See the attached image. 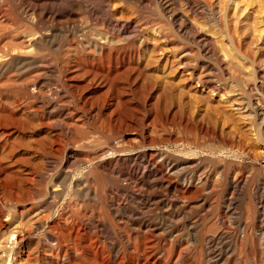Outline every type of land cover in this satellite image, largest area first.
<instances>
[{
  "label": "rangeland",
  "instance_id": "374dc122",
  "mask_svg": "<svg viewBox=\"0 0 264 264\" xmlns=\"http://www.w3.org/2000/svg\"><path fill=\"white\" fill-rule=\"evenodd\" d=\"M7 1L0 0V64L7 63L0 70V225L5 223L0 226V264H63V255L68 257L66 264H148L147 258L160 264H264V204L257 201L258 191L264 188V116L256 118L258 121L243 117L226 106L220 95L210 96L207 88L219 84L227 96L241 97V105L253 115L250 104L257 105L260 98L264 101V76L257 75L249 64L244 65L247 74L243 66L217 62L216 56L202 54L191 40L179 35L169 18L187 11L186 0ZM200 1L193 3L204 8L206 19L195 18L194 22L210 24L207 32L221 38L217 55L224 52L221 59L226 57L232 63L236 52L233 62L238 65L237 40L243 38V23L231 11L227 15L230 18L219 22L217 11ZM35 6H42L46 16L31 13L29 9ZM90 9L97 12L95 18ZM137 28L139 37L130 36ZM114 29L126 36H119ZM152 42H156L157 51ZM102 48L106 54H101ZM241 51L258 61L259 57L245 47ZM103 76L110 78L109 88L101 89ZM244 76L250 77L247 80ZM198 77H203L204 87L195 89L193 83ZM249 88L256 90V97H250ZM120 91L125 97L117 100ZM113 103L117 106L110 107ZM60 120L71 127L69 134ZM114 151L120 153L116 155H156L160 161L159 166L152 167L155 176L158 179L167 168L175 169L173 188L165 191L154 187L151 168L139 167L146 176L139 173V181L107 177L103 171L108 158L114 160ZM58 182L68 190L63 198L48 204L52 186ZM185 187L190 194L181 196L183 201L178 199V192ZM89 188L98 193L95 199L80 194ZM149 197L155 200L150 203ZM105 201L121 209H108ZM174 201L177 206L169 208ZM183 203L184 212L179 210ZM48 215L53 219L47 221ZM63 215L70 224L61 222ZM88 217L108 234L72 227L73 222L81 223ZM33 222L40 227L35 229ZM18 228L25 232L15 241L16 236L7 234ZM217 236L208 247L206 241Z\"/></svg>",
  "mask_w": 264,
  "mask_h": 264
},
{
  "label": "bare ground",
  "instance_id": "6f19581e",
  "mask_svg": "<svg viewBox=\"0 0 264 264\" xmlns=\"http://www.w3.org/2000/svg\"><path fill=\"white\" fill-rule=\"evenodd\" d=\"M7 1V0H6ZM18 1V0H17ZM26 1H28V0H26ZM30 1V0H29ZM28 1V2H29ZM43 1V0H42ZM63 1V0H62ZM168 1V0H167ZM8 2V1H7ZM32 2V1H31ZM30 2V3H31ZM52 2V1H51ZM50 2V3H51ZM82 2V1H81ZM141 2V1H140ZM170 2V1H169ZM172 2V1H171ZM201 2V4H204V6L205 7H209V8H213L215 11H217V16H218V20H220L219 22H221L223 19H227V18H230V17H228L227 15H230V11L232 12V14L237 18V19H239V20H241V22L243 23V30L241 29V31H244L243 32V36L242 35H240V36H242L243 38H242V40H240V41H238L237 40V43H239V45H238V53H239V56H238V59H239V63H238V65H234L235 63L233 62V61H235L236 62V60H233L234 58V55H235V53H234V55L232 56V59H231V61H232V63L228 60V59H226V57L224 58V60H222L221 59V57H222V54L224 53V52H222V53H219L218 55H217V48H219V45H220V42L218 41V40H221V38L219 39V38H216V37H212L211 35H213V34H209V32H207V29H206V27H208V25H210V24H208L207 22H203L202 21V24H198V23H196V22H194V19L195 18H202V19H206L205 18V16H204V13H205V11H204V13H203V9L201 10L200 8H198V7H196L195 6V4L193 3V0H186V3H187V5H188V8H186L187 9V11L185 12V13H182V14H174L173 12V14L170 16V20L172 21V23H173V21H174V24H175V29H176V31H177V33L179 34V35H181V36H183V37H187L189 40H191L192 41V44H195L196 46H197V48H198V50L203 54H205V55H211V54H213L214 56H216L217 57V62L220 60L222 63H224V62H226V63H229L230 65L232 64L233 66H238V67H240V66H243L244 67V65H246V64H249L250 66H252L253 67V69L255 70V73L257 74V75H261L262 77L264 76V0H201L200 1ZM33 3V2H32ZM37 3V2H36ZM57 3V2H56ZM59 3V2H58ZM80 3V2H79ZM105 3V2H104ZM111 3V2H110ZM163 3V2H162ZM25 4V3H24ZM28 4V3H27ZM105 4H107V3H105ZM185 4V3H184ZM43 5V4H42ZM45 5H46V3H45ZM58 5V4H57ZM71 5V4H70ZM74 5V4H73ZM109 5V4H108ZM110 5H112V4H110ZM159 5V4H158ZM162 5V4H161ZM176 5V4H175ZM75 6V5H74ZM114 7V6H113ZM171 7V6H170ZM22 8H24V7H22ZM88 8V7H87ZM94 8V7H93ZM105 8V7H104ZM103 8V9H104ZM175 8H177V7H175ZM84 9H85V7H84ZM100 9H102V8H100ZM114 9H115V7H114ZM166 9V8H165ZM169 9V8H168ZM181 9H184V7L183 8H181ZM30 10V12L31 13H33L34 15H36V16H38V17H44V16H46L45 14H46V10H44V8H42V6L40 7V6H35V7H33V8H31V9H29ZM64 10V9H63ZM87 10V9H86ZM85 10V11H86ZM91 10V9H90ZM3 11V10H2ZM57 11V10H56ZM102 11V10H101ZM116 11V10H115ZM119 11V10H118ZM125 11V10H124ZM170 11V10H169ZM172 11H174L173 9H172ZM26 12V11H25ZM29 12V13H30ZM49 12V11H48ZM47 12V13H48ZM52 12H54V11H52ZM95 12V13H94ZM104 12H106V11H104ZM166 12H168V11H166ZM57 13V12H56ZM88 13V12H87ZM97 12L95 11V10H91L90 11V14H91V16H93V15H95ZM121 13V12H120ZM126 13V12H125ZM229 13V14H228ZM1 14V13H0ZM231 14V15H232ZM49 15V14H48ZM51 15V14H50ZM88 15V14H87ZM104 15V14H103ZM110 15V14H109ZM117 15V14H116ZM128 15V14H127ZM23 16V15H22ZM29 16H30V14H29ZM53 16V15H52ZM59 16V15H58ZM101 16V15H100ZM113 16V15H112ZM119 16V15H118ZM126 16V15H125ZM31 17V16H30ZM54 17H56L55 15H54ZM94 17V16H93ZM117 17V16H116ZM167 17V16H166ZM209 17V16H208ZM32 18V17H31ZM62 18V17H61ZM72 18V17H71ZM95 18V17H94ZM97 18V17H96ZM123 18V17H122ZM234 18V17H233ZM56 19V18H55ZM70 19V18H69ZM103 19V18H102ZM114 19V18H113ZM116 19H118V18H116ZM124 19H126V18H124ZM129 19H127V21H128ZM132 20V19H131ZM198 21H200L199 19H197ZM208 20V19H207ZM207 20H205V21H207ZM232 20V19H231ZM45 21V20H44ZM50 21V20H49ZM59 21V20H58ZM100 21V20H99ZM119 21V20H118ZM160 21V20H159ZM229 21V20H228ZM234 21H235V19H234ZM233 21V22H234ZM41 22V21H40ZM52 22V21H51ZM133 22V21H132ZM236 22H237V20H236ZM235 22V23H236ZM239 22V21H238ZM238 22H237V24H238ZM46 23V22H45ZM115 22H113V24H114ZM117 23V22H116ZM115 23V24H116ZM201 23V22H200ZM212 23V22H211ZM229 23V22H228ZM227 23V24H228ZM38 24V23H37ZM124 24V23H123ZM137 24V23H136ZM218 24V23H217ZM220 24V23H219ZM230 24V23H229ZM228 24V25H229ZM106 25V24H105ZM141 25H144V24H141ZM166 25V24H165ZM231 25L232 24H230V26H229V29H230V27H231ZM109 26V25H108ZM107 26V27H108ZM124 26V25H123ZM130 26V25H129ZM133 26H134V24H133ZM137 26V25H136ZM113 27V26H112ZM118 27V26H117ZM128 27V26H127ZM219 27H221V26H219ZM237 27V26H236ZM239 27V26H238ZM115 28V27H114ZM118 28H121V27H118ZM126 28V27H125ZM144 28H146V26L144 25ZM158 28V27H157ZM171 28V27H170ZM214 28V27H213ZM234 28V27H233ZM232 28V30L234 31V29ZM241 28H242V26H241ZM108 29V28H107ZM149 29V28H148ZM216 29V28H215ZM237 29V28H236ZM238 29H240V28H238ZM112 30V29H111ZM119 30V29H118ZM128 30V29H127ZM132 30H134V31H131V32H133V34H131L130 36H132V35H134L135 37L136 36H138L139 37V29L137 28V29H132ZM145 30V29H144ZM147 30V29H146ZM223 30V29H222ZM114 32H116L119 36H126V34H124L122 31H116L115 29L113 30ZM228 31V30H227ZM236 31V30H235ZM110 32V31H109ZM128 32H130V31H128ZM174 32H175V30H174ZM238 32H239V30H238ZM149 33V32H148ZM155 33H157V32H155ZM220 33V32H219ZM230 33H231V31H230ZM236 33V32H235ZM40 34V33H39ZM39 34H38V36H39ZM43 34V33H42ZM115 34V33H114ZM234 34V33H233ZM240 34H242L241 32H240ZM49 35V34H48ZM140 35H143V34H140ZM155 34H153V36H154ZM158 35V34H157ZM171 35V34H170ZM221 35H222V33H221ZM224 35V34H223ZM231 35V34H230ZM234 35H239L238 33H236V34H234ZM233 35V36H234ZM128 36V35H127ZM48 37V36H47ZM103 37V36H102ZM115 37V36H114ZM144 37V36H143ZM163 37V36H162ZM222 37V36H221ZM229 37V36H228ZM238 37V36H237ZM236 36H235V38H237ZM41 38H42V36H41ZM117 38H118V36H117ZM116 38V39H117ZM122 38V37H121ZM128 38V37H127ZM141 38V37H140ZM154 38V37H153ZM158 38H160L159 36H158ZM235 38H234V40H235ZM30 39V38H29ZM29 39H28V41H29ZM34 39V38H33ZM37 39V38H36ZM46 39V38H45ZM49 39V38H48ZM102 39V38H101ZM104 39H105V36H104ZM103 39V40H104ZM151 39V38H150ZM47 40V39H46ZM46 40H45V42H46ZM50 40V39H49ZM113 40V39H112ZM149 40V39H148ZM154 40H156V39H154ZM159 40V39H158ZM180 40V39H179ZM230 39H228V41H229ZM232 40V39H231ZM26 41V40H25ZM36 41V40H35ZM39 41V40H38ZM123 41V40H122ZM142 41V40H141ZM164 40H162V42H163ZM236 41V40H235ZM31 42V41H30ZM87 42H89V41H87ZM136 42V41H135ZM134 42V43H135ZM148 42H150V41H148ZM157 42V41H156ZM156 42H155V44L153 45V48H154V51H157L158 50V46H156ZM162 42H158V44L159 43H162ZM85 43V42H84ZM93 43V42H92ZM108 43L109 42H107L106 41V45H108ZM129 43H130V41H129ZM141 43V42H140ZM232 43H234V41L232 42ZM29 44V43H28ZM32 44H33V42H32ZM35 44V43H34ZM191 44V43H190ZM235 44V43H234ZM240 44H242V45H244V47L248 50V51H250L251 53L250 54H254V55H256V56H258L259 58H258V61H256V59H254L255 58V56H254V58H251V57H249V52L248 53H246V52H242L241 50L242 49H244V47L243 48H241V45ZM18 45V44H17ZM40 45V44H39ZM42 45V44H41ZM163 45V44H162ZM188 45V44H187ZM226 45H228V44H226ZM237 45V44H236ZM93 46V45H92ZM232 46V45H231ZM7 47V46H6ZM17 47V46H16ZM19 47V46H18ZM43 47V46H42ZM88 47H89V45H88ZM94 47V46H93ZM101 47V46H100ZM147 47V46H146ZM178 47V46H177ZM226 47V46H225ZM167 48V47H166ZM189 48V47H188ZM230 48V47H229ZM4 49V48H3ZM5 49H7V48H5ZM4 49V50H5ZM12 49V48H11ZM14 49V48H13ZM138 49V48H137ZM170 49V48H169ZM222 49V48H221ZM233 49V48H232ZM18 50L20 51V49L18 48ZM35 50V49H34ZM97 50V49H96ZM95 50V51H96ZM138 50H140V48L138 49ZM162 50V49H161ZM165 50V49H164ZM173 50H175V49H173ZM194 50V49H193ZM223 50V49H222ZM227 50H228V47H227ZM14 51V50H13ZM22 51V50H21ZM28 51V50H27ZM111 51V50H110ZM109 51V52H110ZM182 51V50H181ZM187 51H189V50H187ZM23 52V51H22ZM21 52V53H22ZM29 52H31V49H30V51ZM97 52V51H96ZM99 52V51H98ZM97 52V53H98ZM100 52H101V54H106L105 52H106V50L104 51V49L102 48L101 50H100ZM178 52V51H177ZM230 52V51H229ZM232 52H234L233 50H232ZM232 52H230V57H231V54H232ZM159 54H161V56L163 57L164 56V54L163 53H161V51H159L158 52ZM13 54H15V53H13ZM34 54V53H33ZM101 54H100V56H101ZM121 55L123 54V53H120ZM131 54V53H130ZM136 54L138 55V53H137V50H136ZM152 54H154L155 55V53H152L151 52V55ZM171 54V53H170ZM182 54V53H181ZM200 54V53H199ZM2 55V54H1ZM26 55V54H25ZM30 55V54H29ZM156 55H157V53H156ZM201 55V54H200ZM199 55V56H200ZM99 56V57H100ZM111 56V55H110ZM114 56V55H113ZM116 56V55H115ZM181 56V55H180ZM213 56V57H214ZM223 56H225L224 54H223ZM118 57V56H117ZM120 57V56H119ZM154 57V56H153ZM178 57H179V55H178ZM178 57H176V58H178ZM13 58V57H12ZM106 59H107V57H105ZM110 57H109V54H108V59H109ZM166 58H168V57H166ZM175 58V57H174ZM202 58V57H201ZM204 58V57H203ZM7 59H9V58H7ZM27 59V58H26ZM37 59V58H36ZM78 59V58H77ZM82 59V58H81ZM102 59V58H101ZM111 59H113V58H111ZM161 58H160V56H159V60H160ZM179 59V58H178ZM186 59V58H185ZM236 59H237V57H236ZM238 59H237V61H238ZM157 60V59H156ZM171 60V59H170ZM175 60V59H174ZM174 60H172L173 61V63L175 62ZM39 61V60H38ZM102 61V60H101ZM109 61H110V59H109ZM124 61V60H123ZM122 61V62H123ZM167 61V60H166ZM165 61V62H166ZM178 61V60H177ZM229 61V62H228ZM27 62V61H26ZM42 61H40V63H41ZM108 62V61H107ZM112 62V61H111ZM116 62V61H115ZM164 62V63H165ZM168 62V61H167ZM194 62V61H193ZM240 62H242V63H240ZM17 63V62H16ZM23 63V62H22ZM110 63V62H109ZM172 63V62H171ZM170 63V65H172ZM177 63V62H176ZM179 63V62H178ZM181 63V62H180ZM195 63V62H194ZM200 63V62H199ZM198 63V64H199ZM209 63V62H208ZM221 63V64H222ZM6 64L7 63H4V64H0V70H4V68L6 67ZM15 64V63H14ZM117 64V63H116ZM125 64V63H124ZM166 64V63H165ZM204 64V63H203ZM220 64V63H219ZM19 65V64H18ZM17 65V66H18ZM189 65V64H188ZM209 65V64H208ZM224 65V64H223ZM20 66V65H19ZM19 66H18V68H19ZM35 66V65H34ZM39 66V65H38ZM166 66H167V64H166ZM175 66H177V65H175ZM226 66V65H225ZM33 67V66H32ZM41 67V66H40ZM173 67V66H172ZM181 67V66H180ZM187 67V66H186ZM203 67H205V66H203ZM202 67V68H203ZM223 67V66H222ZM200 68H201V66H200ZM211 68V67H210ZM218 68V67H217ZM224 68V67H223ZM222 68V69H223ZM41 69V68H40ZM42 69H44L43 67H42ZM82 69V68H81ZM177 70H178V68H176ZM191 69V68H190ZM221 69V68H220ZM244 69V71H246L245 70V67L243 68ZM248 69V68H247ZM10 70V69H9ZM92 70H94V69H92ZM175 70V69H174ZM187 70V69H186ZM185 70V71H186ZM206 70V69H205ZM249 70H250V67H249ZM45 71V70H44ZM48 71V70H47ZM176 71V70H175ZM182 71H184V70H182ZM197 71V70H196ZM221 71V70H220ZM190 72H191V70H190ZM226 72V71H225ZM225 72H224V74H225ZM233 72V71H232ZM229 73V72H228ZM240 73V72H239ZM243 73V72H242ZM246 73H247V71H246ZM184 74L185 73H183V76H184ZM188 74V73H187ZM205 74V73H204ZM206 74H208V73H206ZM229 74H231V73H229ZM234 74H235V72H234ZM248 74V73H247ZM237 75H238V73H237ZM244 75V74H243ZM242 75V76H243ZM254 75V74H253ZM102 76V75H101ZM108 76H109V74H108ZM189 76V75H188ZM197 75L195 74V77H196ZM202 76V75H201ZM225 75H223V77H224ZM240 76V75H239ZM104 77V76H103ZM182 77V76H181ZM186 77V76H185ZM184 77V78H185ZM208 77V76H207ZM227 76H225V78H226ZM236 77V76H235ZM238 77V76H237ZM241 77V76H240ZM244 77H246V76H244ZM250 77V76H249ZM248 77V78H249ZM258 77V76H257ZM105 78V77H104ZM187 78V77H186ZM189 78V77H188ZM203 78V77H202ZM202 78H200V77H198L197 78V80H195V82L193 83V86H194V88L195 89H198L199 88V86H201V87H204L203 85H202V82H203V80L204 79H202ZM205 78H206V76H205ZM247 78V77H246ZM248 78H247V80H248ZM259 78V77H258ZM110 78H108L107 76H106V78H105V80H103V81H101V82H103V83H101V89H104L105 87L107 88L108 87V84H109V81H107V80H109ZM163 79V78H162ZM193 79V78H192ZM211 79V78H210ZM260 79V78H259ZM168 80V79H167ZM230 80V79H229ZM237 80V79H236ZM239 80V79H238ZM261 80V79H260ZM188 81V80H187ZM206 81V80H205ZM208 81V80H207ZM211 81V80H210ZM226 81V80H225ZM241 81H243V80H241ZM245 81V80H244ZM255 81V80H254ZM262 81V80H261ZM166 82V81H165ZM168 82V81H167ZM228 82V81H227ZM236 82V81H235ZM162 83H164V82H161V84ZM169 83V82H168ZM160 84V85H161ZM167 84V83H166ZM171 84V83H170ZM173 84V83H172ZM209 84V83H208ZM228 84V83H227ZM239 84V83H238ZM245 85H247V83H244ZM243 84V85H244ZM103 85V86H102ZM192 85V84H191ZM210 85V84H209ZM218 85L219 84H217V85H214V84H211L210 86H207V88L209 89V91H210V96H212V95H216V96H219L220 95V99H221V101H224V103L226 104V106L228 105V107H230V109H234L237 113H239V115H241V116H243V117H251V118H254V119H256V118H259L260 116V118H262V115L264 116V101H262V100H260V99H258L257 100V105H255V106H253V105H251L250 104V108H251V110L253 111V115H249L248 114V111H247V108H244L242 105H241V103H240V99H238V97L237 96H227L226 94H224L222 91H224V90H220L219 88H218ZM225 85V84H224ZM233 85V84H232ZM236 85V84H235ZM244 85V86H245ZM255 85V84H254ZM163 86H164V84H163ZM162 86V87H163ZM186 86V85H185ZM189 86V85H188ZM187 86V87H188ZM244 86H243V88H244ZM249 86H251V85H249ZM26 87V86H25ZM36 87V86H35ZM226 87H228V86H226ZM238 87H240V86H238ZM256 87V86H255ZM40 88V87H39ZM109 88V87H108ZM169 89H170V87H168ZM231 88V87H230ZM241 88V87H240ZM242 88V89H243ZM245 88H246V86H245ZM37 89H38V87H37ZM161 89V88H160ZM164 89V87L162 88V90ZM166 89H167V87H166ZM186 89V88H185ZM188 89V88H187ZM194 89V90H195ZM250 89V88H249ZM257 89V88H256ZM259 89V88H258ZM174 90V89H173ZM35 91V90H34ZM37 91V90H36ZM97 91V90H96ZM117 91V90H116ZM115 91V92H116ZM171 91V90H170ZM180 91V90H179ZM182 91H184V90H182ZM188 91H189V89H188ZM196 91V90H195ZM229 91V90H228ZM255 91L256 90H253V89H250V92H251V95H250V97L252 98V97H256L257 96V94H255ZM262 91V90H261ZM38 92V91H37ZM118 92V91H117ZM120 92H121V94H120ZM119 93H118V97H117V100H121L122 99V97H125L124 96V94L122 93V91H120ZM197 92V91H196ZM208 92V91H207ZM226 92V91H225ZM236 92H237V90H236ZM235 92V93H236ZM246 92V91H245ZM39 93V92H38ZM37 93V94H38ZM40 93H42V92H40ZM198 93V92H197ZM200 93V92H199ZM205 93V92H204ZM223 93V94H222ZM231 93V92H230ZM238 93V92H237ZM236 93V94H237ZM243 93V92H242ZM260 93V92H259ZM169 94V93H168ZM222 94V95H221ZM244 94V93H243ZM242 94V95H243ZM263 94V93H262ZM261 93H260V95H262ZM170 95V94H169ZM39 96H41V94H38V98H39ZM122 96V97H121ZM172 96V95H171ZM180 97H181V95H179ZM183 96V95H182ZM259 96V95H258ZM45 97V96H44ZM47 97V96H46ZM50 97V96H49ZM173 97V96H172ZM201 97V96H200ZM121 98V99H120ZM204 98V97H203ZM211 98V97H210ZM213 98V97H212ZM239 98H241V97H239ZM264 98V97H263ZM40 99H45V98H41L40 97ZM182 99V98H181ZM219 99V100H220ZM249 99V98H248ZM247 99V100H248ZM47 100V101H46ZM255 100H256V98H255ZM38 101H39V99H38ZM45 101H46V103H49L48 102V99H45ZM114 101H116V100H114ZM113 101V102H114ZM208 101V100H207ZM243 101V100H242ZM249 101V100H248ZM52 102V101H51ZM119 102V101H118ZM117 102V103H118ZM181 102V101H180ZM207 103V102H206ZM243 103V102H242ZM248 103V102H247ZM246 103V104H247ZM253 103H256V102H253ZM114 104V105H113ZM112 105H110V107H115V106H117V104H115V103H113ZM218 104V103H217ZM48 104H46V106H47ZM221 105V104H220ZM224 106V105H223ZM140 107V106H139ZM220 107V106H219ZM236 107H238V108H236ZM49 108V107H48ZM218 108V107H217ZM217 108L215 109L216 111H217ZM54 109V108H53ZM229 109V110H230ZM55 110V109H54ZM137 110V109H136ZM225 110V109H224ZM228 110V111H229ZM233 110V111H234ZM52 111V110H51ZM51 111H49V112H51ZM58 111V110H57ZM137 111H139V110H137ZM142 111V110H141ZM227 111V110H226ZM140 112V111H139ZM138 112V116H141L142 114L141 113H139ZM218 112V111H217ZM225 112V111H224ZM231 112V111H230ZM249 112H250V110H249ZM221 113H223V111L221 112ZM233 113V112H232ZM115 114H116V112H115ZM234 114V113H233ZM117 115L118 116H121V113H119V112H117ZM238 115V116H239ZM246 115V116H245ZM143 116V115H142ZM237 116V117H238ZM241 116H239V119H240V117ZM64 117H66V116H64ZM111 117V119H112V117H113V114L110 116ZM264 118V117H263ZM60 119H62L61 117H60ZM124 119V118H123ZM243 119V118H242ZM66 120V119H65ZM257 120V119H256ZM259 120V119H258ZM257 120V121H258ZM62 120H60V121H58V122H61ZM75 121V120H74ZM77 121V120H76ZM63 122V121H62ZM59 123V124H62L63 125V130L67 133V134H69L70 132V126H69V124H64V123ZM70 122V121H69ZM54 123V122H53ZM66 123V122H65ZM72 124H74V123H72ZM60 127V126H59ZM69 132V133H68ZM73 132V131H72ZM71 135V134H70ZM116 144V143H115ZM120 145V144H119ZM119 145H116V147L117 146H119ZM113 146V145H112ZM183 146V145H182ZM185 147V146H184ZM186 148V147H185ZM187 149L188 150H190L191 149V147H190V149H189V147H187ZM112 150H113V147H112ZM159 150V149H158ZM108 151H110V150H108ZM118 151V150H117ZM117 151H114L115 153V155H116V153H117ZM156 151V150H155ZM112 153H113V151H112ZM111 153V154H112ZM123 153V152H122ZM138 153H140V152H138ZM152 153V152H151ZM163 153H165V152H163ZM188 153V152H187ZM224 153V152H223ZM117 154H120V153H117ZM146 154V153H145ZM159 154V153H158ZM115 155H112V157L113 156H115ZM196 155V154H195ZM208 156V155H207ZM215 156V155H214ZM225 156H226V154H225ZM108 157V156H107ZM109 157H111V156H109ZM72 158V157H71ZM163 157H161L160 159H162ZM220 158H221V156H220ZM106 159V158H105ZM108 160L110 161L109 162V164L107 165V168H105V170L103 171V169H102V171L103 172H105V174H106V176L107 177H113V176H117V178L118 179H124V178H127V177H129V178H132V179H135V180H137V181H139V173H140V168L139 167H144V169H148V168H151L152 169V167L153 166H159V164H158V161H160L159 159H158V157L156 156V155H147V156H144V155H140V154H132V155H116L115 156V158H114V160H112V158H108ZM158 160V161H157ZM164 160V159H163ZM166 160V159H165ZM173 160V159H172ZM106 162V161H105ZM164 162V161H163ZM166 163V162H165ZM172 163V162H171ZM175 163V162H174ZM198 163V162H197ZM186 164V163H185ZM120 166V167H119ZM164 166V165H163ZM171 166H172V164H171ZM180 169V168H179ZM143 170V169H142ZM150 170V169H149ZM61 171V170H60ZM101 171V172H102ZM144 171V170H143ZM143 171H142V173H140L141 175H143V177L145 176L144 175V173H143ZM151 171V175H152V173H154V176L152 177V176H150L152 179H154L155 180V182H154V187H159V188H162L163 190H165V191H169V190H171L172 188H173V184H172V176H174V171H175V169H172V168H167V173H160L161 174V176H160V178H158L157 179V177L155 176L156 174H155V171H154V169H152V170H150ZM161 171H162V168H161ZM178 171V170H177ZM194 171V170H193ZM146 172V171H145ZM179 172V171H178ZM177 172V173H178ZM198 172V171H197ZM65 173H66V171H65ZM68 173H70V172H68ZM191 174V173H190ZM62 175V174H61ZM68 177H69V175H68ZM146 177V176H145ZM159 177V176H158ZM187 177V176H186ZM190 177V176H189ZM193 177V176H192ZM211 177V176H210ZM182 178H183V176H182ZM56 179V178H55ZM60 179V178H59ZM63 179V178H62ZM187 179V178H186ZM204 179V178H203ZM206 179V178H205ZM236 179V178H235ZM143 180V179H142ZM144 180H146L145 178H144ZM208 180V179H207ZM180 181V180H179ZM183 181V180H182ZM229 181H231V180H229ZM236 181H237V179H236ZM148 182V181H147ZM174 182V181H173ZM193 182V181H192ZM78 182H76V188L78 187L79 188V186H77L78 184H77ZM150 183V182H149ZM180 183H182V182H180ZM204 183V182H203ZM137 184V183H136ZM139 184V183H138ZM148 184V183H147ZM192 184V183H191ZM196 184V183H195ZM195 184H193V185H195ZM210 184V183H209ZM198 185V184H197ZM201 185V184H200ZM207 185H208V183H207ZM66 185H64V183L63 182H58V185L57 184H55L54 186H52L53 187V189L50 191V197L48 196V195H46L47 197H49L48 199V204H49V201L53 204V202H56L58 199H60L63 195H65L66 194V192H67V188L65 187ZM84 186H86V185H84ZM138 186V185H137ZM140 186V185H139ZM142 186L144 187V188H150V187H148L147 185H143L142 184ZM141 186V187H142ZM181 186H183V185H181ZM238 186H239V184H238ZM70 187H72V186H70ZM174 187H175V184H174ZM194 187V186H193ZM198 187V186H197ZM137 188H139V187H137ZM230 188V187H229ZM260 188V187H259ZM70 189V188H69ZM94 189V188H93ZM93 189H90L89 188V190L87 191V192H85V193H83L84 191H82V190H80L79 192H80V194H83L85 197H92V196H94V199L96 198L95 196H97L98 195V193H97V195H96V192L93 190ZM181 189V188H180ZM184 189V188H183ZM49 190V189H48ZM161 190V189H160ZM195 190V189H194ZM97 191V190H96ZM107 191V190H106ZM159 191V190H158ZM157 191V192H158ZM176 191V190H175ZM200 191V190H199ZM136 192H138V191H136ZM151 192V191H150ZM155 192V191H154ZM154 192H152V193H154ZM195 192V191H194ZM201 192V191H200ZM47 193H48V191H47ZM105 193V192H104ZM145 193H146V190H145ZM162 193V192H161ZM160 193V194H161ZM163 193H165L164 191H163ZM167 193V192H166ZM175 193V192H174ZM190 194V190H189V188L188 187H185V190H181V191H179L178 192V194L180 195V197H178V199H183V201H185V197L184 198H182L181 196H185L186 194ZM192 193V192H191ZM141 194V193H140ZM150 194V193H149ZM188 194V195H189ZM193 194V193H192ZM109 195V194H108ZM112 195V194H111ZM187 195V196H188ZM194 195V194H193ZM157 196V195H156ZM175 196V195H174ZM196 196H197V194H196ZM254 196H256V195H254ZM41 197V196H40ZM39 197V198H40ZM104 197V196H103ZM147 197H148V195H147ZM160 197V196H159ZM191 197H193L194 198V196H192L191 195ZM258 204H260V205H263L264 204V188L263 189H260L259 191H258ZM63 198V197H62ZM102 198V197H101ZM138 198V197H137ZM144 198V197H143ZM175 198V197H174ZM188 198V197H187ZM198 198V197H197ZM45 199H46V197H45ZM112 199H115V198H112ZM163 199V198H162ZM44 200V199H43ZM97 200H99L98 198H97ZM101 200V199H100ZM100 200H99V204H100ZM153 200H155L154 198H152V197H149L148 199H147V201L148 202H153ZM190 200H192V199H190ZM82 201V200H81ZM113 201V200H112ZM140 201V200H139ZM158 201V200H157ZM178 201V200H177ZM176 201V202H177ZM189 201V200H188ZM40 202V201H39ZM138 202V201H137ZM175 201L174 202H171L170 204H169V208H175L176 206H177V203H176ZM181 202V201H180ZM186 202H187V200H186ZM155 203H157V202H155ZM44 205L46 204V203H43ZM116 204V203H115ZM158 204V203H157ZM257 204V203H256ZM257 204V205H258ZM43 205V206H44ZM101 205H102V203H101ZM105 207H108V209L109 208H115L116 207V205H113L110 201H105ZM100 206V205H99ZM103 206H104V204H103ZM140 206V205H139ZM144 206V205H143ZM185 206H186V203H183L182 204V208H180L179 210H182L183 211V209L185 208ZM49 207H51V206H49ZM179 207V206H178ZM119 208L120 207H116L115 208V210L116 211H119ZM148 208V207H147ZM146 208V209H147ZM260 208V207H259ZM263 208H264V206H263ZM43 209V208H42ZM45 209V208H44ZM121 209V208H120ZM127 210V209H126ZM190 210V209H189ZM42 211V210H41ZM128 211V210H127ZM126 211V212H127ZM259 211V210H258ZM263 211H264V209H263ZM47 212V211H46ZM125 212V213H126ZM132 212V211H131ZM172 212V211H171ZM184 212V211H183ZM41 213V212H40ZM130 213V212H129ZM134 213V212H133ZM189 213L190 212H188V214L187 215H189ZM264 213V212H263ZM117 214V213H116ZM172 214V213H171ZM185 214V213H184ZM177 215V214H176ZM180 215V214H179ZM178 215V216H179ZM186 215V216H187ZM121 216V215H120ZM124 216V215H123ZM181 216H182V214H181ZM37 217V216H36ZM45 217V216H44ZM83 217V216H82ZM119 217V216H118ZM40 218V217H39ZM84 218V217H83ZM86 218V217H85ZM93 218H95V217H93ZM264 218V217H263ZM41 219H43V217L41 218ZM53 219V215H48L47 216V218H46V220L47 221H50V220H52ZM87 219V218H86ZM262 219V218H261ZM60 220H61V222H62V220H63V222H64V224H70L69 223V219L67 218V216H66V218H64V215L63 216H61L60 217ZM73 220V219H72ZM80 220V219H79ZM43 221H45V220H41V222H43ZM96 221V220H95ZM94 221V219H92V218H90L89 219V217H88V220H84V219H81V223L80 222H77V223H75V222H73V226L72 227H76V229L77 230H80V228H82V226H84V227H86L89 231H91V232H99V230H102L105 234H108L107 232H106V229L103 227V226H100V225H98V224H96V222ZM2 222V221H1ZM132 222H134V221H132ZM185 222V221H184ZM31 223V222H30ZM36 223V222H35ZM34 222H33V227L35 228V229H37V228H39L40 227V223H36L35 224ZM72 223V222H71ZM136 223V222H135ZM190 223V222H189ZM186 224V223H185ZM194 224V223H193ZM4 225H5V223H4ZM2 223H1V228H3V226H4ZM42 225V224H41ZM138 225H140L139 223H138ZM145 225V224H144ZM146 225H147V223H146ZM7 226V225H6ZM156 226V225H155ZM185 226V225H184ZM187 226V225H186ZM195 226V225H194ZM141 227V226H140ZM160 227H162V226H160ZM190 227V226H189ZM16 228V227H15ZM21 228V227H20ZM20 228H18V229H15L14 231H9V230H7V231H9L8 233L9 234H7V235H9V236H16V238H15V241H19V240H21L22 238H23V236H24V233L23 232H25V231H21V229ZM31 228H32V226H31ZM30 228V229H31ZM34 228H32V229H34ZM144 228V227H143ZM147 228H149V227H147ZM4 229H6V228H4ZM86 229V230H87ZM157 229V228H156ZM82 230V229H81ZM150 230V229H149ZM188 231V230H187ZM260 231V230H259ZM189 232V231H188ZM193 232H194V230H193ZM261 232V231H260ZM27 233V232H26ZM147 233V232H146ZM223 233V232H222ZM221 233V234H222ZM200 234V233H199ZM203 234V233H202ZM193 236V235H192ZM219 236H223V234L222 235H219ZM225 236V235H224ZM202 237V236H201ZM227 237V236H226ZM51 238V237H50ZM59 238V237H58ZM62 238V237H61ZM67 239V238H66ZM218 239V236L217 237H212V238H210V239H208L206 242H207V246L209 245V243H214L216 240ZM58 240V239H57ZM202 239H200L199 241H201ZM221 240V239H220ZM50 241V240H49ZM67 241V240H66ZM4 242V241H3ZM55 242V241H54ZM74 242H75V240H74ZM76 243V242H75ZM201 243V242H200ZM68 245V244H67ZM77 246V245H76ZM112 246V245H111ZM74 247V246H73ZM72 247V248H73ZM79 247V246H78ZM113 247H114V245H113ZM209 247V246H208ZM76 248V247H75ZM89 248V247H88ZM150 248V247H149ZM85 249V248H84ZM118 249V248H117ZM146 249V248H145ZM206 249V248H205ZM88 250V249H87ZM216 250V249H215ZM79 251V250H78ZM222 251V250H221ZM63 252H65V251H63ZM72 252H74V250L72 251ZM82 251H80V254H82L81 253ZM87 252V251H86ZM90 252V251H89ZM67 253V252H66ZM66 253H64V254H66ZM78 253V252H77ZM76 252H75V256H78V254H77ZM144 253H146V252H144ZM209 255L208 256H210L211 254H210V252L208 253ZM214 254V253H213ZM224 254V253H223ZM68 255V254H67ZM74 255V254H73ZM143 255V254H142ZM145 255V254H144ZM143 255V256H144ZM146 255H147V253H146ZM149 255V254H148ZM82 256V255H81ZM181 256V255H180ZM208 256H206V257H208ZM222 256V254L220 253V255H219V257H221ZM58 257V256H57ZM94 257H95V255H94ZM61 259H62V262H63V264L65 263V262H69L68 261V257L66 256V255H63V257H60ZM75 258V257H74ZM82 258V257H81ZM83 258H84V255H83ZM85 258H86V256H85ZM84 258V259H85ZM144 258V257H143ZM146 258V257H145ZM151 258H152V256H151ZM154 258V257H153ZM97 259V258H96ZM58 260V259H57ZM88 260V259H87ZM147 260L149 261V263H150V260H149V258H147L146 259V262H147ZM180 260V258L178 257V259L176 260V261H179ZM86 262V261H85ZM70 263H71V261H70ZM148 263V264H149ZM66 264V263H65ZM80 264V263H79ZM123 264V263H122ZM150 264H160V262H159V260H155L154 262H152V263H150Z\"/></svg>",
  "mask_w": 264,
  "mask_h": 264
}]
</instances>
